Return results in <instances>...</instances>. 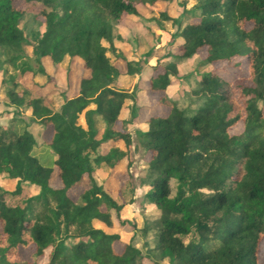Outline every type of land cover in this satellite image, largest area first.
<instances>
[{
  "label": "trees",
  "instance_id": "obj_1",
  "mask_svg": "<svg viewBox=\"0 0 264 264\" xmlns=\"http://www.w3.org/2000/svg\"><path fill=\"white\" fill-rule=\"evenodd\" d=\"M15 1L0 0V88L17 115L51 130V159L34 156L36 141L26 128L0 127V176L17 180L12 193L0 188V264H143L138 249L122 244L116 250L119 237L97 226L114 225L104 205L115 210L117 223H129L118 218L121 206L95 177L106 170L103 184L119 189L131 181V136L116 125L124 109L135 119L138 101L149 94L166 110L148 117L141 133L144 199L157 213L143 232L152 233L160 258L262 264L264 0H197L181 20L169 15L173 0H20L28 10L17 9ZM146 14L177 30L153 74L126 92L120 83L139 75L149 54L140 61L117 50V41L129 44L118 28L123 19ZM236 59L247 61L252 86L244 78L228 81L215 69ZM44 60L65 72L79 62L86 72L77 95L57 109L44 95L52 83ZM194 63L195 71L186 74ZM239 124L241 133L231 135ZM54 173L59 188L51 183ZM25 185L38 194L10 205L6 197L20 196ZM21 250L29 251V260L21 259Z\"/></svg>",
  "mask_w": 264,
  "mask_h": 264
},
{
  "label": "rangeland",
  "instance_id": "obj_2",
  "mask_svg": "<svg viewBox=\"0 0 264 264\" xmlns=\"http://www.w3.org/2000/svg\"><path fill=\"white\" fill-rule=\"evenodd\" d=\"M183 3L185 4L183 5ZM196 3L197 0H173V3L169 6V15L172 18L177 19L178 16L182 15V11L184 9L189 10L195 6ZM14 5L19 10H28L30 8V5H25L20 0H16ZM31 16L32 13L28 12L26 20L31 18ZM181 19L182 18H178L177 20ZM28 22H30V20ZM30 27L32 29L36 28L32 22H30ZM245 28L250 29L251 26L246 25ZM176 30L177 24L174 25L173 22H164L159 19L156 14H146L143 18L134 20H122L117 34L126 39L129 44L117 41L115 43L117 50H122L124 53L130 54V57L136 58L140 61H143L148 54L149 57L145 60L146 64L143 65L141 73L134 76V78L126 84L121 82L119 85L121 87L120 89H124L126 92L137 91L139 86L138 83L146 82L148 80V78L153 74L151 68L155 63V60L163 58L168 49L169 37L171 34L176 32ZM27 54L31 57L30 51H28ZM108 56L113 59L111 54H108ZM204 56L205 53L201 55V57ZM236 63L240 64L239 68L234 66ZM43 64L46 71L52 78V83L48 87L49 89L47 88L44 92L47 94V96H45L46 102L52 106V108L57 109L62 104L61 99L72 98L76 95L75 93L78 88L79 81L86 74V72L83 70L82 64L79 62L73 65L70 72H65L63 67L54 69L47 60H44ZM195 67V63L190 68L187 66L185 69L186 74L192 72V69L195 71ZM215 69L220 70L221 75L228 81L244 78L248 79L250 86H252L248 74L247 61L245 59H236L231 64H217ZM181 79V85H187L188 82L185 77H181ZM17 81L27 85L30 80L29 78L23 79L19 77L17 78ZM145 88H147V86H145ZM6 105H8V103L5 97V88L2 87L0 88V118L2 116L1 110H3V106ZM136 106L135 119L131 117L130 111L128 112L124 109L120 114V122L116 125V129L127 132L131 136L132 166L129 169V173L132 176L131 181L125 182L123 187L119 189L113 184H103L104 179L107 176L106 170H99V173H97L95 177L98 184L103 186L104 192L109 196V198L117 206H121L118 218L128 222L129 227L127 228L126 226L124 227L117 223L118 220L116 219V212L113 208H109L108 205H104L102 208L104 211H108L111 214V219L114 222L113 227L107 229L101 224H98L97 226L105 230L108 234H116L119 237V242L115 244L116 250H119L122 247V244H131L141 252L143 259L145 258V262L143 261V264H170L168 259L160 258L159 253L155 250L152 243V233L150 231L148 232V230L147 233L143 232V229H145L157 217L156 211L152 208V206L147 204L144 199L145 189L142 184L147 176V165L145 159L146 152L141 138V133L143 132V122L148 117L166 112V110L157 107L156 94L147 95L142 100L138 101ZM11 112L16 114L15 111ZM18 115L25 117L23 114L18 113ZM33 128H35V126L31 128V131H33ZM241 131L242 125L239 124L230 129L229 132L231 135H237L241 133ZM40 135L42 143L44 140H47L48 131H46V128L42 127L39 135L36 136L37 139H39ZM35 191H38V189H25L20 196H7L6 201L10 205H22V201L28 196L34 195ZM80 191L81 187L75 188V193ZM133 224L135 225V229L132 230L131 227ZM189 240V238H185L184 242L187 243ZM20 256L24 261L29 260V251L21 250ZM258 260L260 263L264 264V241H262L259 245ZM41 264H44L43 261Z\"/></svg>",
  "mask_w": 264,
  "mask_h": 264
},
{
  "label": "crops",
  "instance_id": "obj_3",
  "mask_svg": "<svg viewBox=\"0 0 264 264\" xmlns=\"http://www.w3.org/2000/svg\"><path fill=\"white\" fill-rule=\"evenodd\" d=\"M77 92H78V88L76 89V93H75L76 95H77ZM48 94H50V93H48ZM44 95L47 96L46 93H44ZM61 102H63V99H61ZM11 111H15L14 108H11V107L9 108L8 105L3 106V110H1L2 116L0 118L1 119L0 120V127H4V128L6 127L7 128L9 126V127L13 128L15 131H21L24 128H26L29 132H31L33 134L35 141H36V146L33 150L34 156L42 162L49 161L51 159V150L48 147V144H49L50 138H51V134H50L51 132H49V128L46 129V131H48L47 140H44V142L42 143L41 138H40L41 135L39 136V139H37V137H36L37 135H39V132L41 131L42 126H40L37 122L32 121L28 117H21V116L16 115L15 113H13ZM33 126H35V128H33V131H31V128ZM54 175H55V178H54ZM16 183H17V180H9V179H5L2 176H0V188L7 193H12L14 191ZM52 185L56 188L61 187V184L58 180L57 173H54L52 176ZM28 188L38 189L34 186L25 185L23 187V191L25 189H28ZM37 194H38V191H35L34 195H32V196H35ZM32 196H28L27 198H30ZM27 198H25V199H27Z\"/></svg>",
  "mask_w": 264,
  "mask_h": 264
}]
</instances>
